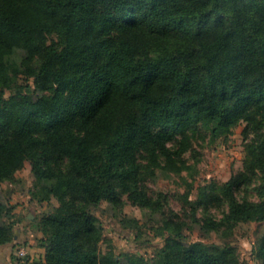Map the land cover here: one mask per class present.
I'll return each instance as SVG.
<instances>
[{
  "label": "trees",
  "instance_id": "obj_1",
  "mask_svg": "<svg viewBox=\"0 0 264 264\" xmlns=\"http://www.w3.org/2000/svg\"><path fill=\"white\" fill-rule=\"evenodd\" d=\"M240 121L255 142L244 169L211 186L227 209L205 233L264 221V179L256 200L236 195L247 171H264V0H0V180L27 160L41 198H58L35 222L43 264H110L92 209L122 195L154 209L141 170L179 172L189 126L218 137ZM9 210L0 198V245ZM163 222L156 258L111 264H242L233 246L185 243L182 224ZM255 242L264 264V230Z\"/></svg>",
  "mask_w": 264,
  "mask_h": 264
},
{
  "label": "rangeland",
  "instance_id": "obj_2",
  "mask_svg": "<svg viewBox=\"0 0 264 264\" xmlns=\"http://www.w3.org/2000/svg\"><path fill=\"white\" fill-rule=\"evenodd\" d=\"M35 65L36 61L33 62ZM15 81L23 86L33 85V77L23 73L15 76ZM245 125L246 122L240 121L225 134L213 137L212 125L200 122L192 124L186 129L190 135V147L181 154L179 172L166 168L158 171L150 164L143 168L141 187L149 198L155 200L154 209L141 207L126 195H122L116 204L102 201L92 209V214L101 225L98 248L102 253L109 252L110 264L121 254L140 255L147 260L156 258L168 234V230L163 228V219L166 218L169 222L182 224L181 233L185 243L228 244L235 248L242 264H260L254 246L256 238L264 230V221L244 219L231 230L221 226L207 233L200 228L206 217L219 219L227 209L223 201H215L209 192L213 184H221L244 169L248 156L245 144L255 142L256 137V131L250 130L244 136ZM141 164H146V159L141 160ZM59 166L64 169L65 162H60ZM247 173L249 179L236 195L238 198L256 200L254 187L264 179V171ZM40 191L27 160L12 178L0 180V198L10 208L3 221L12 228V237L4 245L9 248L7 253L0 250V264H19L15 254L17 246H23L32 258V264H43L40 252L31 249L38 245L41 236L35 222L58 206L59 201L53 195L42 199Z\"/></svg>",
  "mask_w": 264,
  "mask_h": 264
},
{
  "label": "built area",
  "instance_id": "obj_3",
  "mask_svg": "<svg viewBox=\"0 0 264 264\" xmlns=\"http://www.w3.org/2000/svg\"><path fill=\"white\" fill-rule=\"evenodd\" d=\"M15 254L19 259V264H32V258L28 256L23 246H17Z\"/></svg>",
  "mask_w": 264,
  "mask_h": 264
},
{
  "label": "crops",
  "instance_id": "obj_4",
  "mask_svg": "<svg viewBox=\"0 0 264 264\" xmlns=\"http://www.w3.org/2000/svg\"><path fill=\"white\" fill-rule=\"evenodd\" d=\"M2 245H0V246H2V247H0V250H3L4 253H7V249H9V248H7V247L5 248V246H4L5 244H2ZM31 249L39 251L40 252V259H41V261H43V248L36 245V247H32ZM4 253H2L1 255L3 256Z\"/></svg>",
  "mask_w": 264,
  "mask_h": 264
}]
</instances>
